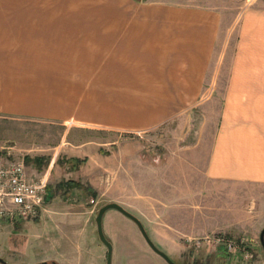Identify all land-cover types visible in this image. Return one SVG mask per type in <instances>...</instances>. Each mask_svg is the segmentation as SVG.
I'll list each match as a JSON object with an SVG mask.
<instances>
[{
	"label": "crops",
	"instance_id": "0c3cea01",
	"mask_svg": "<svg viewBox=\"0 0 264 264\" xmlns=\"http://www.w3.org/2000/svg\"><path fill=\"white\" fill-rule=\"evenodd\" d=\"M0 116L137 132L200 116L182 134L201 145L214 122L205 178L264 189V0H0Z\"/></svg>",
	"mask_w": 264,
	"mask_h": 264
},
{
	"label": "rangeland",
	"instance_id": "374dc122",
	"mask_svg": "<svg viewBox=\"0 0 264 264\" xmlns=\"http://www.w3.org/2000/svg\"><path fill=\"white\" fill-rule=\"evenodd\" d=\"M200 122L196 116L183 127L174 120L137 132L0 116V160H22L29 171L48 172L39 214L0 222L2 259L6 264H37L41 257L46 264H105L93 218L99 206L114 201L140 220L153 244L176 264H264L258 241L264 189L205 178L214 122L201 145L195 133L182 134ZM36 156L46 160L39 169L25 161ZM101 225L111 244L109 264H167L117 210L107 209ZM187 237H220L233 240L234 247L192 246Z\"/></svg>",
	"mask_w": 264,
	"mask_h": 264
},
{
	"label": "built area",
	"instance_id": "2783aa9c",
	"mask_svg": "<svg viewBox=\"0 0 264 264\" xmlns=\"http://www.w3.org/2000/svg\"><path fill=\"white\" fill-rule=\"evenodd\" d=\"M47 175V171H29L22 160H0V222L36 217L44 205ZM88 202L95 205L92 198ZM184 241L192 246L222 243L227 251L234 247L233 240L223 241L220 237H187Z\"/></svg>",
	"mask_w": 264,
	"mask_h": 264
},
{
	"label": "water",
	"instance_id": "95a60500",
	"mask_svg": "<svg viewBox=\"0 0 264 264\" xmlns=\"http://www.w3.org/2000/svg\"><path fill=\"white\" fill-rule=\"evenodd\" d=\"M107 209H115L118 212H120L122 215H124L125 217H127L128 219L133 221L135 223V225L137 226L141 237L143 238V240L145 241L147 246L150 248V250L152 252H154L155 254H157L158 256H160L167 264H176L162 250L158 249L153 244V242L148 237V235H147L143 225L141 224L140 220L136 216H134L133 214L128 212L120 204H118L114 201H109V202H106V203L102 204L101 206H99L97 208L95 216L93 218L98 239L104 245V247L106 249V251H105V264H109V262H110L111 244H110L109 240L103 234L102 225H101V218H102L103 213ZM258 241H259V244L262 248L263 255H264V224L258 233ZM0 262L6 264L5 261L1 257H0ZM46 263H47L46 261H42V262H39L37 264H46Z\"/></svg>",
	"mask_w": 264,
	"mask_h": 264
},
{
	"label": "trees",
	"instance_id": "16d2710c",
	"mask_svg": "<svg viewBox=\"0 0 264 264\" xmlns=\"http://www.w3.org/2000/svg\"><path fill=\"white\" fill-rule=\"evenodd\" d=\"M43 159H44V157H37V156L33 157V158L25 157V161L32 163L34 165V167L37 169H39L41 165L45 164L46 160L43 161ZM66 183L69 184V186L75 185L74 183H71V182H66Z\"/></svg>",
	"mask_w": 264,
	"mask_h": 264
},
{
	"label": "flooded vegetation",
	"instance_id": "af4514ba",
	"mask_svg": "<svg viewBox=\"0 0 264 264\" xmlns=\"http://www.w3.org/2000/svg\"><path fill=\"white\" fill-rule=\"evenodd\" d=\"M51 264H58L57 262H55L54 260H51L50 262Z\"/></svg>",
	"mask_w": 264,
	"mask_h": 264
}]
</instances>
